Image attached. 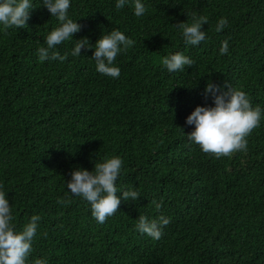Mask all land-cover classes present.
Returning a JSON list of instances; mask_svg holds the SVG:
<instances>
[{
	"label": "trees",
	"instance_id": "16d2710c",
	"mask_svg": "<svg viewBox=\"0 0 264 264\" xmlns=\"http://www.w3.org/2000/svg\"><path fill=\"white\" fill-rule=\"evenodd\" d=\"M145 2L137 17L116 0H72L69 15L82 25L75 39L95 44L119 28L135 41L117 56L119 78L96 70L94 49L41 62L37 49L59 22L40 0L28 26H0V184L18 229L41 217L28 264H264V119L247 151L220 158L191 142L185 124L212 103L203 96L209 80L264 108V0ZM193 16L208 17L198 46L178 28ZM221 17L229 23L218 33ZM74 38L57 46L62 55ZM175 52L194 65L169 73L162 59ZM113 155L123 160L118 186L141 197L98 223L66 185L75 168L91 171ZM140 214L170 217L160 239L136 230Z\"/></svg>",
	"mask_w": 264,
	"mask_h": 264
},
{
	"label": "clouds",
	"instance_id": "9594fccd",
	"mask_svg": "<svg viewBox=\"0 0 264 264\" xmlns=\"http://www.w3.org/2000/svg\"><path fill=\"white\" fill-rule=\"evenodd\" d=\"M126 5L134 9V15L143 16L147 12L145 0H116V8L123 9ZM40 6L46 7L59 22L52 28L45 38V45L37 49L41 62H61L68 56L80 57L82 49H94L93 58L96 70L104 75L119 78L120 67L116 64L119 54L127 51L135 41L119 28H113L103 33L95 44L89 37L75 39L74 34L81 31L82 25L69 15L72 0H40ZM37 8L34 0H0V26L17 29L28 26L31 10ZM208 24L207 16H193L190 22H181L183 41L186 45L198 46L207 38L204 25ZM229 21L221 17L215 26L216 32L223 31ZM74 46L70 53L61 54L58 45L73 40ZM229 53V41H222L220 54ZM194 60L182 52L165 55L163 66L169 73L184 71L187 66L194 65ZM211 104L198 105L186 117V126L192 127L187 133L188 139L199 145L204 152L214 153L217 158L231 156L235 152L247 151L248 139L253 129L260 126L264 119V108L253 106L248 94L238 88L225 83L209 80L203 92ZM123 168V160L118 155L103 157L95 163L93 170L83 167L75 168L71 172V179L67 181V192L72 196L80 197L91 205L92 216L98 223H104L110 216L119 210L123 201H137L141 194L136 189H121L118 179ZM122 193V195H118ZM61 203L70 202L61 200ZM161 205L156 204L159 208ZM40 215L34 214L18 229L15 223L12 205L8 199V192L0 184V264H28V257L33 251L32 245L37 234ZM170 223V217L160 215L150 219L146 215L137 218L136 230L147 234L154 239H160L165 226ZM34 264H49L47 258H37Z\"/></svg>",
	"mask_w": 264,
	"mask_h": 264
}]
</instances>
